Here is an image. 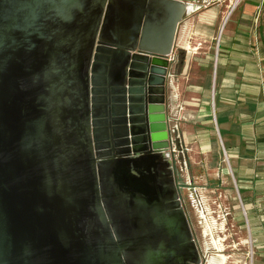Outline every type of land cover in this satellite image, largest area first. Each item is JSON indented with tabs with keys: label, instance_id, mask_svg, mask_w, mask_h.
<instances>
[{
	"label": "water",
	"instance_id": "obj_1",
	"mask_svg": "<svg viewBox=\"0 0 264 264\" xmlns=\"http://www.w3.org/2000/svg\"><path fill=\"white\" fill-rule=\"evenodd\" d=\"M194 0H0V264H202L165 85Z\"/></svg>",
	"mask_w": 264,
	"mask_h": 264
},
{
	"label": "rangeland",
	"instance_id": "obj_2",
	"mask_svg": "<svg viewBox=\"0 0 264 264\" xmlns=\"http://www.w3.org/2000/svg\"><path fill=\"white\" fill-rule=\"evenodd\" d=\"M194 1L197 9L185 14L180 21L172 53L176 56L175 68L180 71L176 73V76L171 77L169 110L172 112V119L167 122V126L169 130H173L175 129L174 123H178L176 132L172 133L173 139L176 140L179 133L182 146L186 145L189 149L185 155L187 169L184 170L178 163L176 165L177 188L185 202L193 236L201 252L202 264H206L211 257L215 258L214 262H218L221 259L220 255L224 257V264H252L249 255L254 250V254L252 253L253 264H258L256 246L259 242H254L249 237L250 229L252 231V223L249 220L250 204L243 205L248 217L246 219L240 203V201L242 204L244 202V193L236 178L234 160L229 158L227 143L223 139L221 128L219 125H215L214 121L212 78L209 80L202 78L199 73L195 76L192 65V70L189 72L190 79H187V74L183 70L187 54L184 43L188 41L189 46L193 48L205 37L204 33L201 34L197 31V19L200 13L208 10L218 11L217 20L220 23L225 12L231 9L233 0ZM249 1L256 3L255 0ZM237 14L236 11L228 20L229 24L224 33L228 31V27L235 20ZM252 16L253 18L255 16L254 25L251 28L252 37L257 45L259 40L256 30L257 22L262 24L264 21H262V15L253 14ZM217 20L210 27H215ZM206 26L208 27V25ZM256 45L254 44L253 48H257ZM215 49L212 47L207 51L213 50L214 52ZM200 132L205 134L204 139H206L202 143L212 144L211 157L207 153H198L200 151L198 144L200 143L189 139L192 135ZM183 134H186V140L184 136L182 138ZM214 144L217 145L216 149ZM223 149L228 157V162ZM185 181L186 183H184Z\"/></svg>",
	"mask_w": 264,
	"mask_h": 264
},
{
	"label": "crops",
	"instance_id": "obj_3",
	"mask_svg": "<svg viewBox=\"0 0 264 264\" xmlns=\"http://www.w3.org/2000/svg\"><path fill=\"white\" fill-rule=\"evenodd\" d=\"M255 1L240 0L231 11L225 12L220 23L218 11L200 13L197 31L205 37L193 48L188 41L183 42L187 54L182 68L187 79H190L192 65L195 76L199 73L202 78H212L213 115L227 143L229 158L234 160L236 178L244 193L243 205L250 204L252 231L250 229L249 237L259 242L257 263L264 264V22H257V45L251 29L255 21L253 14L262 15L264 21V0ZM236 11L235 20L224 33L228 20ZM215 20L218 21L215 27H210ZM254 44L257 48H253ZM212 47L216 48L214 52H208ZM169 109L170 106L166 107L170 121L172 112ZM183 136L186 140V134ZM204 136L200 132L189 139L200 143L198 153L211 157L212 144L202 143L206 140ZM184 147L187 154L189 149ZM253 259L252 256V264Z\"/></svg>",
	"mask_w": 264,
	"mask_h": 264
},
{
	"label": "built area",
	"instance_id": "obj_4",
	"mask_svg": "<svg viewBox=\"0 0 264 264\" xmlns=\"http://www.w3.org/2000/svg\"><path fill=\"white\" fill-rule=\"evenodd\" d=\"M240 0H233V2H232V4H231V9H230V11L235 7V5L239 2ZM218 47V42H217V44H216V48ZM171 59L173 58V56L171 55V57H170ZM169 120H167V122H168ZM214 121H215V119H214ZM177 124L178 123H174V126H175V129H173V130H171L170 129V134H171V147H170V145H169V147H168V149H167V152H168V155H169V159L171 160V163H172V167H173V170H174V173H175V165H174V163H173V159H172V156H171V153H172V151H177V148H179V151L181 152V155H182V158H181V162H182V164H181V166H182V168L185 170L186 168H187V162H186V157H185V155H186V152H185V147H183L182 145H181V140L179 139L180 138V135H179V133H178V135H177V137H178V140H177V142H176V140H174L173 139V136H172V133L173 132H176V128H177ZM215 125H216V121H215ZM220 137V136H219ZM178 144V145H177ZM223 147V146H222ZM223 151H224V155H225V158H226V161L228 162V157H227V155H226V152H225V150L223 149ZM176 165H177V163H176ZM178 165H180L179 163H178ZM182 169V170H183ZM229 170H230V167H229ZM188 184H189V182H187ZM181 198V197H180ZM240 203H241V206H242V212H243V215H244V217L247 219V214H246V211H245V209H244V206H243V204H242V202L240 201ZM252 251H251V253H250V255H249V257H250V260L252 261Z\"/></svg>",
	"mask_w": 264,
	"mask_h": 264
},
{
	"label": "flooded vegetation",
	"instance_id": "obj_5",
	"mask_svg": "<svg viewBox=\"0 0 264 264\" xmlns=\"http://www.w3.org/2000/svg\"><path fill=\"white\" fill-rule=\"evenodd\" d=\"M175 59H176V56L173 54V58L171 59L172 62L170 63V66H169V69H168V76H167L166 85H165V104H166V107H169L170 104H171L169 102V92H170V86H171L170 84H171V80H172L171 77L176 76V73L177 72L179 73V71H180V70H176V68L173 67V64H174ZM169 131L170 130L168 129V132ZM170 138H171V134L169 132V145L171 147V139ZM179 139L181 140V138H179ZM177 140H178V138L176 139V142H177ZM181 145H182V143H181ZM171 156H172L173 163H174L175 166H176V163H179L180 165L182 164V162H181L182 155H181V152L179 151V148H177V151H172ZM175 171H176V167H175ZM184 183H186V181ZM178 191H179V194L181 195L180 190H178ZM181 202H182V205H183L184 210H185L186 215H187V211H186V207H185V202L182 199V195H181ZM187 217H188V215H187ZM188 220H189V217H188ZM196 244H197V241H196ZM197 246H198V244H197ZM198 248H199V246H198ZM199 252H200V249H199ZM200 256H201V252H200Z\"/></svg>",
	"mask_w": 264,
	"mask_h": 264
},
{
	"label": "bare ground",
	"instance_id": "obj_6",
	"mask_svg": "<svg viewBox=\"0 0 264 264\" xmlns=\"http://www.w3.org/2000/svg\"><path fill=\"white\" fill-rule=\"evenodd\" d=\"M196 7H195V5L193 4V3H190V4H188V12L190 13V12H194V11H196ZM225 19V18H224ZM221 259L220 260H218V262L216 261V262H214V257H211L208 261H207V263L206 264H224L223 263V261H224V257H223V255H220L219 256Z\"/></svg>",
	"mask_w": 264,
	"mask_h": 264
}]
</instances>
